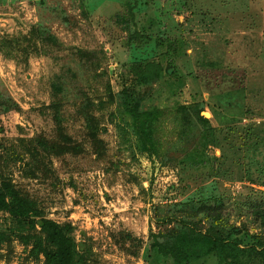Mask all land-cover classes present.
Returning <instances> with one entry per match:
<instances>
[{
    "label": "rangeland",
    "instance_id": "374dc122",
    "mask_svg": "<svg viewBox=\"0 0 264 264\" xmlns=\"http://www.w3.org/2000/svg\"><path fill=\"white\" fill-rule=\"evenodd\" d=\"M126 2L139 8L137 26ZM41 31L57 44L40 42ZM159 37L185 42L171 63L182 85L165 62L145 81L125 68L153 57ZM125 91L141 111L165 112L151 158L129 134ZM178 107L205 121L185 117L182 165L169 161L175 149L164 155L178 140ZM1 183L39 218L69 224L86 264H148L151 234L197 199L219 198L226 211L219 223L193 219L212 234H260L251 209H264V0H0ZM15 228L0 212V233L10 235L0 264H45ZM19 234L44 236L38 226Z\"/></svg>",
    "mask_w": 264,
    "mask_h": 264
},
{
    "label": "trees",
    "instance_id": "16d2710c",
    "mask_svg": "<svg viewBox=\"0 0 264 264\" xmlns=\"http://www.w3.org/2000/svg\"><path fill=\"white\" fill-rule=\"evenodd\" d=\"M125 6L127 8L126 16L137 26L138 21L140 22L135 15L139 11L137 4L126 2ZM146 21L148 23L144 24L147 23L149 28L155 26V22L151 19ZM36 38L45 45L57 44L56 38L48 32L41 31L36 35ZM185 46V42L180 38L159 37L155 40L153 57L134 59L125 68L131 75L137 76L136 78L141 77L143 78L141 81H145V72L151 70V64L156 63V60L161 63L165 62L167 73L171 77L177 78L182 85L183 77L177 76L171 63L175 58H179L185 53ZM132 100L128 92L125 91L124 110L128 119L126 122L130 128L129 134L135 137L136 147L151 158L153 154H157L160 144L157 138L158 133L155 134V131L161 128L166 121V115L161 109L143 112L139 107V102L134 104ZM186 109V107H178L173 110V115L180 114L182 116L176 120L180 122L178 124L180 127L172 130L178 140L176 145L172 143L174 148L170 147L171 144H167L166 141V153L164 154L168 157L170 152L175 149V153L179 154L178 158L180 159L168 158L170 162H177L178 165L186 162V159L183 160V158L187 152L184 150H186L185 147L189 141V132L187 133L188 124L185 117L187 115L198 117L197 109L190 108L189 112L185 111ZM200 122L204 123L205 121L200 119ZM99 143L97 142V144ZM256 182L263 184L259 180ZM30 204L12 186L7 183L0 184V212L8 213L15 220L14 231L18 233L21 241L27 243L33 239L32 254L35 257L43 255L45 264H86L85 256L78 253L74 240L69 236L72 232L71 226L69 224L58 226L52 221L39 218L38 212L32 210ZM178 206H180V210L186 208V214L184 216L174 213L167 215L161 223L171 228L165 232L151 234L150 243L144 251V260L148 264H264V209H261L260 206H254L251 209L258 219L261 229V233L255 235L248 233L244 226L233 229V235H222L220 230H216L212 234L209 229L204 228L201 221L193 220L199 215H203L207 220L219 223L226 213L222 209L219 198L212 205L207 204L206 200L197 199ZM35 226L42 230L43 237L31 234L20 236L19 233L34 230ZM9 240L10 235L0 233V244Z\"/></svg>",
    "mask_w": 264,
    "mask_h": 264
}]
</instances>
